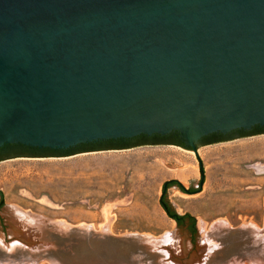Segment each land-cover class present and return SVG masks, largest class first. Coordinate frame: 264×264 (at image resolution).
<instances>
[{
  "label": "water",
  "instance_id": "water-1",
  "mask_svg": "<svg viewBox=\"0 0 264 264\" xmlns=\"http://www.w3.org/2000/svg\"><path fill=\"white\" fill-rule=\"evenodd\" d=\"M256 126L264 127V0H0V148L63 151L176 133L198 156L200 146L255 135ZM212 134L223 137L200 145ZM182 229L117 238L5 204L0 249L53 264L96 247L158 264H207L219 254L216 234L194 244ZM253 234L264 239V230Z\"/></svg>",
  "mask_w": 264,
  "mask_h": 264
},
{
  "label": "rangeland",
  "instance_id": "rangeland-1",
  "mask_svg": "<svg viewBox=\"0 0 264 264\" xmlns=\"http://www.w3.org/2000/svg\"><path fill=\"white\" fill-rule=\"evenodd\" d=\"M209 144L199 147L200 160L192 150L163 144L70 158L2 159L0 192L8 207L117 238L184 235L185 228L198 244L214 233L220 252L207 264H262L264 239L253 231L264 230V132ZM161 200L172 214L192 216L197 235L188 220L180 227ZM95 249L90 256L68 252L66 263L158 264L147 254L125 259ZM0 264L53 263L0 249Z\"/></svg>",
  "mask_w": 264,
  "mask_h": 264
},
{
  "label": "flooded vegetation",
  "instance_id": "flooded-vegetation-1",
  "mask_svg": "<svg viewBox=\"0 0 264 264\" xmlns=\"http://www.w3.org/2000/svg\"><path fill=\"white\" fill-rule=\"evenodd\" d=\"M238 133H242V131H238ZM223 137L220 134H212L210 136H207L205 138H203L200 142V145L207 142V141H211L213 139H217ZM158 142V144H163V145H168V146H180V147H185L186 145L183 143L182 139L180 138L179 135H177L176 133H172L170 135L167 136H158V135H154V136H138L136 138L133 139H128V140H121V141H116L113 143H124L126 145H139V144H143L141 146H147V145H155L153 143ZM214 144V143H212ZM210 144H207L205 146H209ZM136 147V146H135ZM134 147V148H135ZM35 153H51V154H58V151H53V150H49V149H36V148H31V147H26V146H22V145H6L2 148H0V161L7 157V156H11V155H31V154H35ZM1 203V201H0ZM186 222V221H185ZM185 222L183 223V225L185 224Z\"/></svg>",
  "mask_w": 264,
  "mask_h": 264
},
{
  "label": "trees",
  "instance_id": "trees-1",
  "mask_svg": "<svg viewBox=\"0 0 264 264\" xmlns=\"http://www.w3.org/2000/svg\"><path fill=\"white\" fill-rule=\"evenodd\" d=\"M260 132H264V127H260V126H256L252 133H260ZM245 133H249V132H245V131H242L241 135H244ZM251 133V132H250ZM123 139H119V140H109V141H105V142H98V143H91V144H82V145H79L75 148H71L69 150H63V151H58L59 153L58 154H55V155H64L66 156L67 154L69 153H73L75 150H78L80 148H89V147H97L99 145H101L102 143H113V142H116V141H121ZM0 196H1V203H0V210L4 207L5 205V202H4V196L3 194L0 192ZM164 208L166 211L169 212V214L172 216L173 214L171 213L169 207L164 203ZM189 221L190 222V227H189V230L190 232L193 234V235H197V228H196V221L195 219L190 216V215H186V216H179V221H178V225L181 227L183 226V223L185 221Z\"/></svg>",
  "mask_w": 264,
  "mask_h": 264
},
{
  "label": "bare ground",
  "instance_id": "bare-ground-1",
  "mask_svg": "<svg viewBox=\"0 0 264 264\" xmlns=\"http://www.w3.org/2000/svg\"><path fill=\"white\" fill-rule=\"evenodd\" d=\"M189 153H190V154H193V151H191V152H189ZM258 262H261V260H260V261H258ZM263 263H264V262H263ZM263 263H262V264H263ZM257 264H258V263H257Z\"/></svg>",
  "mask_w": 264,
  "mask_h": 264
}]
</instances>
